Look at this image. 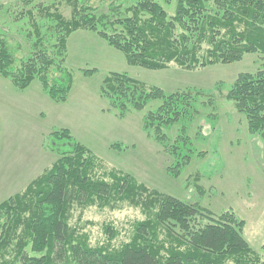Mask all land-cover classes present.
Returning a JSON list of instances; mask_svg holds the SVG:
<instances>
[{
  "label": "trees",
  "instance_id": "obj_1",
  "mask_svg": "<svg viewBox=\"0 0 264 264\" xmlns=\"http://www.w3.org/2000/svg\"><path fill=\"white\" fill-rule=\"evenodd\" d=\"M109 1L106 13H96L87 0H65L70 7L66 18L55 2L32 5L33 0H22L31 52L16 58L18 47L0 35V77L18 90L38 80L51 100L66 102L73 83V71L66 65L67 39L77 30L94 32L120 51L128 65L149 70L196 71L249 54L264 55V0H136L126 6ZM39 19L47 22L40 24ZM80 71L84 76L95 72ZM221 85L215 84L217 94L244 116L251 134L264 139V69L239 73L225 93ZM98 94L118 118L158 101L155 111L144 115L143 131L160 143L167 140L164 127L199 114L197 100L205 99L210 119L218 105L209 90L165 92L118 72L105 75ZM181 134L184 125L178 137L186 144L188 138ZM44 147L57 159L22 192L0 203V264H264L242 236L244 222L233 212L214 216L197 204L146 187L106 167L65 128L51 131ZM112 147L125 148L119 143ZM166 151L177 157L175 148ZM189 161V155L182 156L168 173L177 177ZM121 203L140 208L147 218L118 247L109 238L90 245L89 235L70 224L76 205ZM107 231L112 237L113 230Z\"/></svg>",
  "mask_w": 264,
  "mask_h": 264
},
{
  "label": "rangeland",
  "instance_id": "obj_2",
  "mask_svg": "<svg viewBox=\"0 0 264 264\" xmlns=\"http://www.w3.org/2000/svg\"><path fill=\"white\" fill-rule=\"evenodd\" d=\"M21 1L0 0V35L5 36L12 47H18L16 58H26L31 52L32 42L27 36L30 26L23 16L25 8ZM87 1L97 8L96 13H106L110 2ZM115 1L126 6L136 0ZM53 2L57 3L62 15L68 18L70 7L65 0H33L31 4L49 5ZM46 22L39 19L40 24ZM66 65L73 71L67 103H56L43 92L41 100L35 104L41 102L39 109L46 112L39 113L36 119L29 111L32 103L30 98L27 107L24 99L17 98L28 94L32 87L18 90L8 79L0 77V135H3L0 138L5 140L11 137L13 142H18L14 143L16 149L19 142L29 139L38 126L39 131L35 137H41V149L47 151V155L51 154V160L42 170L39 167L47 157L36 158L33 154H27L40 161V165L33 168V172L21 167L15 171L9 160L2 156V153H9V150L0 142V203L22 192L57 159L58 156L45 149L44 144L51 131L65 128L78 143L103 160L106 167L122 171L150 189L186 203L197 204L214 216L233 212L237 219L244 222L242 236L264 262V139L248 131L244 116L237 113L232 103L217 94L215 88V84L221 83L222 93H225L227 86L239 73L264 69L263 54L245 55L238 62L196 71L177 68L149 70L128 65L120 51L110 47L94 32L77 30L67 39ZM83 69H94L95 72L91 76H84L80 71ZM109 72L126 73L147 85L160 87L165 92L185 87L212 91L218 104V113L214 119H210L209 108L202 104L205 99L197 100L194 108H198L199 114H187L177 124L164 127L167 140L160 143L149 138L143 131L144 115L155 111L159 102L151 101L143 110L131 111L118 118L106 105L108 102L98 94L102 79ZM33 82L39 83L38 80ZM48 104H53L62 115L47 110ZM67 105L71 109H82L84 117L74 114L71 118L70 111L65 108ZM8 108L13 110L12 116H9ZM71 119L74 131L71 129ZM82 123L84 128H78ZM182 125L185 126V134L181 136L188 138L186 144L178 137ZM5 130L9 131L8 135ZM109 131L115 133L112 135ZM115 143L125 148L115 149L112 147ZM170 148H175L176 158L166 151ZM184 155H189V163L180 167L177 177H172L167 168L181 161ZM37 169L41 171L34 173ZM146 218L147 215L140 208L124 203L102 208L80 204L75 206L70 224L89 235L90 245L103 244L109 238L112 246L118 247L129 240L134 225ZM107 230H113L112 237Z\"/></svg>",
  "mask_w": 264,
  "mask_h": 264
},
{
  "label": "crops",
  "instance_id": "obj_3",
  "mask_svg": "<svg viewBox=\"0 0 264 264\" xmlns=\"http://www.w3.org/2000/svg\"><path fill=\"white\" fill-rule=\"evenodd\" d=\"M30 86L32 87V90L28 94H22V96H18L17 98L18 99H21V98L24 99L25 107H27V101H28V98H30L29 101H31L32 103L29 107V111L31 114L34 115V119H36L38 117L39 113H41L43 111L46 112V110H44V109H42V111H40L39 108H41V105H40L41 102L38 105L35 104L41 100V98H42L41 95H43L44 93H43V90L41 88L40 83L34 84V82H32L28 87H30ZM28 87L24 90H27ZM43 101H45V98ZM66 103H67V101L63 104H66ZM52 105L53 104L46 105L47 110L59 112L58 109ZM106 105H108V104H106ZM65 108L70 111L71 118L74 117V114H81L82 117H84L83 115H85L84 111L80 108L71 109V107L69 105H67ZM62 112H64V111H62ZM8 114H9V116H12L13 110L8 108ZM59 114L62 115L61 112H59ZM78 116H80V115H78ZM82 117H80V118H81V121L83 122ZM80 127L84 128V123H82V125H78V128H80ZM71 129L74 131L73 119H71ZM38 131H39V128L37 126V129L31 134V137L29 139H25V140L23 139L21 142H19L20 145L16 149H15L14 143H18V142H13L11 140V137H6L5 140L0 138V142L3 143L9 150V153L8 152L2 153V156L5 157L6 160H9L10 164H12L14 166L15 171L19 170L17 168L21 167L23 170H26L28 172H33V168L38 167V165H40V161H36L34 158H32L31 156H29L27 154H33L36 158L47 157L44 160L45 162L39 167L41 170L44 166L48 165V162L51 160V154L49 153L50 155L49 154L47 155V151L41 149V145H40L41 144V137H35L37 135ZM109 132L112 135L115 133V131H109ZM5 133L8 135L9 131L5 130ZM0 136L3 137V135H0ZM30 142L32 143V145L30 144ZM37 142H38V145H36ZM17 149H19L18 152H16ZM40 169H37L36 171H34V173L40 172L41 171Z\"/></svg>",
  "mask_w": 264,
  "mask_h": 264
}]
</instances>
